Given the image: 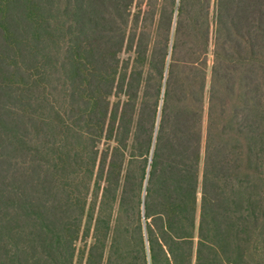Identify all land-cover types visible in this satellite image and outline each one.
<instances>
[{
	"label": "trees",
	"instance_id": "1",
	"mask_svg": "<svg viewBox=\"0 0 264 264\" xmlns=\"http://www.w3.org/2000/svg\"><path fill=\"white\" fill-rule=\"evenodd\" d=\"M1 1L0 264H264V0Z\"/></svg>",
	"mask_w": 264,
	"mask_h": 264
},
{
	"label": "rangeland",
	"instance_id": "2",
	"mask_svg": "<svg viewBox=\"0 0 264 264\" xmlns=\"http://www.w3.org/2000/svg\"><path fill=\"white\" fill-rule=\"evenodd\" d=\"M1 2L3 3L2 6H4L5 5V0H2ZM5 13H6L5 9H1L0 10V28L3 29V33H4L3 39L5 41H8L11 44H14V40H15L14 33L12 32V30H10V28L8 29L7 26H6L7 24L5 22ZM7 30H8V32H7ZM1 43H3V42H1ZM213 50H214V41H213V36H211L210 44H209V53H208L209 64L210 65L212 64V61H213ZM15 55H16V51L14 49H12V50L9 49L8 50V49L0 48V56L4 57V59H6V61L9 63V66H10L8 72H4V70H2L0 68V92L3 91L1 86L4 85V84L5 85L6 84H8V85L10 84L12 90H15V88H16V85H17V83H16L17 74L15 73L16 70H15V65H14V61H13V58H14ZM51 93H52V95H51L52 98L57 101L55 103L57 105H60L59 102H61V99H62V97H61L62 92H60V91H52ZM47 112H48V109H47ZM206 112H207V103L205 104V111H204V117H203V129H202L203 130V134H204V131H205V125H206V121H207ZM48 117H52V115L50 114V115H48ZM37 130L45 131L46 127L44 125H42L41 123H37ZM3 150L4 149L2 147V143H1V140H0V154L3 153L2 152ZM44 158L42 159L43 162H45ZM198 190H200V187L198 188ZM197 199H198V202H199V200H200V191H198ZM78 244L80 246L82 243L79 242Z\"/></svg>",
	"mask_w": 264,
	"mask_h": 264
}]
</instances>
